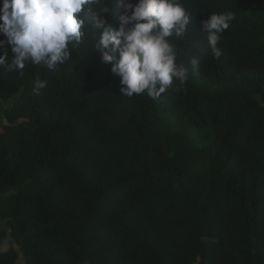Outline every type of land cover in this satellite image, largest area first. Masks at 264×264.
Masks as SVG:
<instances>
[{"label": "trees", "instance_id": "1", "mask_svg": "<svg viewBox=\"0 0 264 264\" xmlns=\"http://www.w3.org/2000/svg\"><path fill=\"white\" fill-rule=\"evenodd\" d=\"M181 2L189 75L158 99L120 93L91 28L54 70L0 67V264H264V0Z\"/></svg>", "mask_w": 264, "mask_h": 264}, {"label": "clouds", "instance_id": "2", "mask_svg": "<svg viewBox=\"0 0 264 264\" xmlns=\"http://www.w3.org/2000/svg\"><path fill=\"white\" fill-rule=\"evenodd\" d=\"M121 11L117 26L107 15L113 4ZM0 67L23 75L27 62L54 70L84 44L85 32H99L92 47L101 52V62L110 65L119 78L120 93L128 97L147 92L158 99L172 86L174 79L183 84L189 69L177 63V50L169 38L186 41L192 13L181 0H0ZM87 9L88 19L80 14ZM235 19V13H212L201 21L211 52ZM71 46V47H70ZM12 58H8V49ZM191 64L198 65L192 57ZM37 89L46 81L37 79Z\"/></svg>", "mask_w": 264, "mask_h": 264}, {"label": "crops", "instance_id": "3", "mask_svg": "<svg viewBox=\"0 0 264 264\" xmlns=\"http://www.w3.org/2000/svg\"><path fill=\"white\" fill-rule=\"evenodd\" d=\"M7 227L5 224L0 223V230H6ZM12 248L18 249V246L16 245L15 241L12 239L11 234L8 232V236L6 237V239L2 242L1 245V251L3 253L11 250ZM17 264H27L25 262V259L23 257V255H21L17 261Z\"/></svg>", "mask_w": 264, "mask_h": 264}, {"label": "rangeland", "instance_id": "4", "mask_svg": "<svg viewBox=\"0 0 264 264\" xmlns=\"http://www.w3.org/2000/svg\"><path fill=\"white\" fill-rule=\"evenodd\" d=\"M10 108V104L9 103H3L0 102V121L3 119L4 117V112L6 109Z\"/></svg>", "mask_w": 264, "mask_h": 264}]
</instances>
